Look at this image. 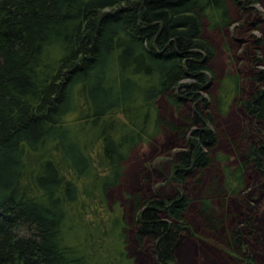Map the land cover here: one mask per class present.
Returning a JSON list of instances; mask_svg holds the SVG:
<instances>
[{
	"label": "trees",
	"instance_id": "obj_1",
	"mask_svg": "<svg viewBox=\"0 0 264 264\" xmlns=\"http://www.w3.org/2000/svg\"><path fill=\"white\" fill-rule=\"evenodd\" d=\"M258 2L0 0V264H137L131 234L151 264H177L195 199L232 264H256L246 227L230 226L213 199L238 192L248 166L264 171V129L237 145L224 184L199 174L216 162L217 112L235 101L264 121V35L247 39L252 89L232 72L213 93L217 50L204 33L237 21L244 31ZM164 132L181 146L169 160L177 190H132L129 212L111 205L133 149ZM193 174L196 196L184 189Z\"/></svg>",
	"mask_w": 264,
	"mask_h": 264
},
{
	"label": "rangeland",
	"instance_id": "obj_2",
	"mask_svg": "<svg viewBox=\"0 0 264 264\" xmlns=\"http://www.w3.org/2000/svg\"><path fill=\"white\" fill-rule=\"evenodd\" d=\"M244 20L247 21L244 31L238 28V21L231 25L229 34L208 28L204 30L205 36L214 43L217 50L211 63L216 73L209 89L213 93L220 89V78L232 72L242 76L243 90L249 91L254 86L250 77L254 74L255 67L250 62L247 39L251 33L264 35V0H259L256 9L245 16ZM254 20L259 22L261 29L252 27ZM257 53L264 58V45ZM160 105L164 112L172 111L166 100L161 99ZM216 118L220 133L218 145L213 151L216 162L207 167L204 174H199L204 179L202 183L218 175V180L224 184V166L234 168L238 165V154L235 153L237 145L243 148L257 132V128L264 129V121L248 117L235 101L228 105L226 111L217 112ZM179 145L170 133L164 132L152 142L135 147L126 162L122 181L108 192L110 204L120 203L129 212L131 207L127 202V193L132 190L150 192L153 189L160 194L175 192L177 186L169 181L168 171L171 153L180 148ZM194 177L195 174L189 178L184 189L196 196L200 194L203 184H197ZM213 201L224 218L228 215L225 221L230 226L246 227L245 245L255 255L256 264H264V171L248 166L244 183L238 192H227L214 197ZM188 214L195 233L185 236L177 251V264H232V256L227 247L219 243L203 224L196 199L192 201ZM250 217L252 220L249 221ZM131 236L129 252L137 264H151L153 257L149 248L139 247L133 234Z\"/></svg>",
	"mask_w": 264,
	"mask_h": 264
}]
</instances>
